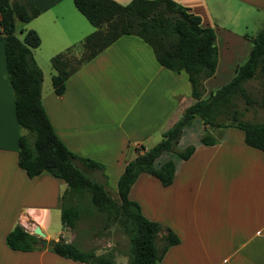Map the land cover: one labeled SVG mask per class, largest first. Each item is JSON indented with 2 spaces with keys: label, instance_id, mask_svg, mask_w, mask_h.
Returning <instances> with one entry per match:
<instances>
[{
  "label": "crops",
  "instance_id": "0c3cea01",
  "mask_svg": "<svg viewBox=\"0 0 264 264\" xmlns=\"http://www.w3.org/2000/svg\"><path fill=\"white\" fill-rule=\"evenodd\" d=\"M28 1L40 10L27 24L40 37L39 46L31 52L45 82L48 59L95 28L73 0ZM115 1L126 4L130 0ZM174 1L200 15L202 25L211 26L203 23L199 10L207 8V0ZM239 1L264 10V0ZM2 35L0 264H88L62 257L47 247L21 251L6 244L7 233L17 225L30 234L39 226L47 240H58L51 234V225L59 220L65 227L59 196L66 183L46 171L28 177L18 166V138L24 129L16 120ZM151 52L138 36L123 35L78 68L66 80L62 95L58 96L49 83L51 71L47 72L48 85L43 88L42 83V104L57 136L75 154L103 164L107 182L117 184L126 163L136 156L135 147L155 145L159 140L146 143L158 135L161 139L162 132L194 101L190 84L188 94L182 90L181 78L184 84L186 81L182 73L158 64ZM103 90L115 96V103L108 100L102 107ZM197 122L199 119L183 128L177 145ZM201 136L196 143H189L195 150L188 159L171 151L155 159L156 167L168 159L174 161L171 184L163 186L156 177L142 172L129 188L128 198L140 205L142 214L168 226L179 238L157 264H264V152L248 146L243 131L236 128L225 129L213 145L202 144ZM65 231L71 229L66 227Z\"/></svg>",
  "mask_w": 264,
  "mask_h": 264
},
{
  "label": "trees",
  "instance_id": "16d2710c",
  "mask_svg": "<svg viewBox=\"0 0 264 264\" xmlns=\"http://www.w3.org/2000/svg\"><path fill=\"white\" fill-rule=\"evenodd\" d=\"M73 3L95 29L78 43L51 57V82L58 96L64 92L66 80L83 64L119 37L135 35L150 46L158 64L176 73H186L194 101L162 132L155 145L148 149L135 147L136 156L126 163L117 180V198H113L105 183L93 180L76 162L89 170L102 172L104 165L72 152L57 136L42 104V70L31 52L39 46L40 37L34 29L22 28V39L15 34L18 22H29L40 14V10L28 0H0V26L16 120L27 131L18 138V166L28 177L46 171L66 183L59 196L61 221L65 227L76 228L79 213L71 201L75 195L88 190L97 208L115 211L122 216L123 229L129 235L128 247L121 250L127 257L125 264H157L168 248L179 242V238L168 226L147 219L140 205L128 198L129 188L142 172L156 177L163 186L172 183L174 161L168 159L158 167L154 161L164 151L174 152L183 160L191 156L194 144L182 150L176 146L183 128L192 125L195 119H199L204 127L209 125L220 131L229 128L242 130L244 142L264 152V122H246L229 114L230 106L238 99L255 104L246 87L251 79L260 81L261 96L257 103L264 112V28L252 38L248 57L236 66L234 75L204 98V81L215 74L218 65V47L214 29L202 25L200 15L189 7L174 0H130L126 4L115 0H73ZM76 49L81 50L79 57L73 54ZM221 136L204 130L199 141L213 145ZM5 239L13 250L31 251L47 247L62 257L88 264H116V256L111 251L98 254L93 249L78 247L74 241L62 239L43 244L38 236L19 225L8 232Z\"/></svg>",
  "mask_w": 264,
  "mask_h": 264
},
{
  "label": "rangeland",
  "instance_id": "374dc122",
  "mask_svg": "<svg viewBox=\"0 0 264 264\" xmlns=\"http://www.w3.org/2000/svg\"><path fill=\"white\" fill-rule=\"evenodd\" d=\"M199 10L203 18V23L209 24L214 28L216 34L215 44L219 49V67L217 73L204 84L205 93L203 97L205 98L210 91H215L222 84L226 83L233 75L235 67L241 65L247 59L252 46V38L264 28V10L251 8L239 0H207V8ZM30 25V23L22 24L19 22L16 24L15 34L18 38H23V31L21 29H30ZM80 53L81 50L78 49L73 52L76 57H79ZM50 59H48L49 64L46 65L44 70L45 82H43L44 74L42 71L43 88L45 83L48 85V80H50L47 72L51 71V76L53 74ZM181 73L186 78L185 84L181 78V83H183L181 87L183 86V92L188 94L189 82L186 74L184 72ZM49 83L51 84L52 82L50 81ZM260 86L258 79L249 80L246 83V87L250 93V97L254 98L255 104H247L243 99H238L235 105L230 106V116L236 115L239 120L246 122H264V112L257 103L261 96ZM106 92L103 90L102 107L107 106L108 100L111 103H115L116 100L114 98L115 96ZM203 126L199 120L197 124L184 134L176 146L177 149L182 150L187 143H196L197 136L204 134ZM204 128L207 133H211L214 136L223 133V130L220 131V129L211 128L209 125H205ZM23 134H27L25 129ZM158 140H160L159 135L155 139L149 140L146 144L151 145L153 144L152 142H157ZM76 164L93 180L103 184L105 183L106 190L110 196L115 199L117 198L116 184L112 183L111 180L107 182L102 171L89 170L79 162H76ZM71 205L79 213V218L76 220V228L66 232V227L63 228L61 222L57 220L51 225V234H55L58 239L65 241L72 239L71 241H74L78 247L85 250L93 249L98 254L111 251L110 253L115 254L117 257H115V262L117 264H123L127 260V257L121 250L128 247L129 235L123 229L122 216L115 211L109 212L97 208L92 203L88 190H83L81 193L75 195L73 201H71ZM62 230L64 232L60 233Z\"/></svg>",
  "mask_w": 264,
  "mask_h": 264
},
{
  "label": "water",
  "instance_id": "95a60500",
  "mask_svg": "<svg viewBox=\"0 0 264 264\" xmlns=\"http://www.w3.org/2000/svg\"><path fill=\"white\" fill-rule=\"evenodd\" d=\"M34 234L37 235L40 238V241L43 244H47L48 240L45 238V234L40 230L39 226H36L34 228Z\"/></svg>",
  "mask_w": 264,
  "mask_h": 264
},
{
  "label": "built area",
  "instance_id": "2783aa9c",
  "mask_svg": "<svg viewBox=\"0 0 264 264\" xmlns=\"http://www.w3.org/2000/svg\"><path fill=\"white\" fill-rule=\"evenodd\" d=\"M2 29H1V26H0V33H1Z\"/></svg>",
  "mask_w": 264,
  "mask_h": 264
}]
</instances>
